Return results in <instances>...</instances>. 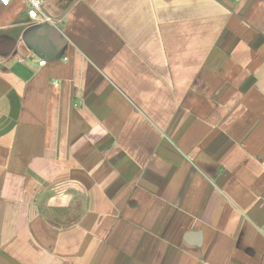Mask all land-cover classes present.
Returning <instances> with one entry per match:
<instances>
[{
    "label": "crops",
    "instance_id": "obj_1",
    "mask_svg": "<svg viewBox=\"0 0 264 264\" xmlns=\"http://www.w3.org/2000/svg\"><path fill=\"white\" fill-rule=\"evenodd\" d=\"M27 9L0 3V264H264V0Z\"/></svg>",
    "mask_w": 264,
    "mask_h": 264
},
{
    "label": "built area",
    "instance_id": "obj_2",
    "mask_svg": "<svg viewBox=\"0 0 264 264\" xmlns=\"http://www.w3.org/2000/svg\"><path fill=\"white\" fill-rule=\"evenodd\" d=\"M28 3L27 17L33 23L39 22L43 18L44 0H26ZM12 0H0L1 5L7 7ZM2 64V57L0 56V65ZM41 65H45L46 61H41Z\"/></svg>",
    "mask_w": 264,
    "mask_h": 264
}]
</instances>
